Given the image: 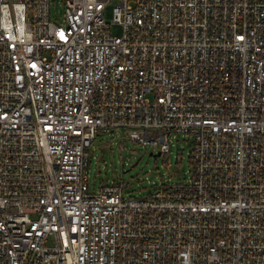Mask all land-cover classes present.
Returning a JSON list of instances; mask_svg holds the SVG:
<instances>
[{
  "label": "built area",
  "instance_id": "1",
  "mask_svg": "<svg viewBox=\"0 0 264 264\" xmlns=\"http://www.w3.org/2000/svg\"><path fill=\"white\" fill-rule=\"evenodd\" d=\"M117 129L189 178L91 188ZM0 264H264V0H0Z\"/></svg>",
  "mask_w": 264,
  "mask_h": 264
},
{
  "label": "rangeland",
  "instance_id": "2",
  "mask_svg": "<svg viewBox=\"0 0 264 264\" xmlns=\"http://www.w3.org/2000/svg\"><path fill=\"white\" fill-rule=\"evenodd\" d=\"M54 7L53 12H58ZM112 16V4L106 8ZM117 31L118 27L115 26ZM170 150L160 153L128 137L125 130L101 131L91 145L90 182L98 189L103 182L122 180L127 183L125 193L144 196L161 182H179L189 178L193 139L186 133L173 132L169 139Z\"/></svg>",
  "mask_w": 264,
  "mask_h": 264
},
{
  "label": "water",
  "instance_id": "3",
  "mask_svg": "<svg viewBox=\"0 0 264 264\" xmlns=\"http://www.w3.org/2000/svg\"><path fill=\"white\" fill-rule=\"evenodd\" d=\"M158 154H160V152H158Z\"/></svg>",
  "mask_w": 264,
  "mask_h": 264
}]
</instances>
